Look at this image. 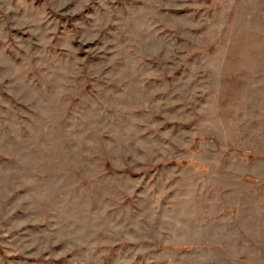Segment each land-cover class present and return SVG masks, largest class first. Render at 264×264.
Masks as SVG:
<instances>
[{
	"label": "rangeland",
	"instance_id": "374dc122",
	"mask_svg": "<svg viewBox=\"0 0 264 264\" xmlns=\"http://www.w3.org/2000/svg\"><path fill=\"white\" fill-rule=\"evenodd\" d=\"M0 264H264V0H0Z\"/></svg>",
	"mask_w": 264,
	"mask_h": 264
}]
</instances>
